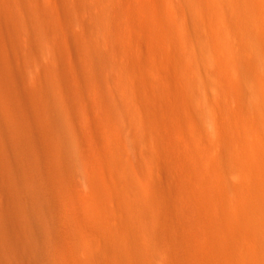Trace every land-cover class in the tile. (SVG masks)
I'll return each instance as SVG.
<instances>
[{
	"label": "rangeland",
	"instance_id": "1",
	"mask_svg": "<svg viewBox=\"0 0 264 264\" xmlns=\"http://www.w3.org/2000/svg\"><path fill=\"white\" fill-rule=\"evenodd\" d=\"M106 1L113 4V15L115 14V19L120 20V22L115 21V23L114 19L111 21L112 24L119 25L120 31L124 30L122 28L124 26L126 29L125 32L117 34L118 40L122 44V55L121 59H113L112 65L123 73L136 66L138 72L147 73L146 76L156 82L155 90L158 96L153 99L144 96L142 102L145 107L154 110L158 116L157 111L161 103L160 93L168 85L162 81L163 76L167 77L169 81L171 80L175 86H179V89L182 87V91L185 92L184 86L190 83H186L187 81L182 83L186 77H190L192 81H195L196 78L197 81L205 74L203 66L200 67L198 64L200 61L196 53L198 48L207 49V46L198 41L199 33L204 29V15L199 9L202 0ZM113 1L114 3H112ZM129 3L133 4L132 7ZM233 3L234 6L239 3V7L228 10V13L231 14L228 19L233 18L235 20L229 21L230 23L233 22L230 26L237 31L232 30L234 32H231L232 35H235H233L232 40L231 29H229L230 39L227 41L228 44L230 43L231 49L234 48L235 53L232 57L229 56L228 58L227 56V60H224L226 63L229 62L225 75L233 83V86L228 90L226 88L227 91H224V88L218 92H211L209 97L205 89L198 83L188 85L192 90L188 86L185 87L191 91L194 90L197 98H201L200 102H205L202 105L205 112L208 111L209 113L204 115L203 110V125L206 126L203 128H207L206 130L203 129L206 134L205 137L212 136L209 139L207 137L204 142L209 150L203 151L204 153L201 151L198 154V157L203 156L202 158L199 157L201 160H206V162L203 161L204 168L208 170L210 168L207 167L213 168L217 165L220 167V162L223 165L227 164L226 161L232 162L231 159L233 158L228 156L230 148L233 147L231 145L234 143L231 139L232 136L238 137L234 146L242 149L244 153L249 146L244 140L250 138L253 140V144H250L252 147L249 146L251 149L247 150L248 160L254 159L252 163H258L262 165V168L256 169H261L258 171V173L261 172V177L257 175L256 170L249 172L248 177H253L252 180H249L250 186H252L249 190L254 193L263 192L264 189L261 190V188H264V162L262 161L264 160V105L260 106L255 98L252 99L250 90L253 88L256 91H258L257 89L260 90V86L264 82L263 74H260L264 73V65L258 62L256 64L249 63L251 59L249 50L264 53V48H261L264 46L259 45L261 42H258V38L245 43L239 38L241 39L242 35L252 29L257 30L262 35L264 29L258 28L260 25L259 23L257 25L256 20L251 19L249 21L250 18L246 17L249 10L245 9V0ZM241 3L245 8L240 5ZM127 5H130L131 8ZM135 5L142 7L144 10L142 14L140 11L135 12ZM114 6L119 9H114ZM240 6L243 10H240ZM96 7L98 10L92 8L86 13L74 0H0V264H102L118 259L123 256L126 245H129L135 235L133 214L130 210V203L136 199L135 194L140 190L139 193H142L144 203L151 204L153 203L152 190L147 181L154 182L157 179L159 183L163 181V184L168 186L173 184L175 173L172 174L168 171V174L167 170L163 173L164 177L158 174L159 178H148V168L144 166L146 160L143 156V146L131 147L128 136L123 131L130 126L121 123L123 125L121 128L122 125L118 124L120 119L118 122L115 120V125L113 124L114 127L116 126L115 128L112 126L111 123L114 122L115 117L117 119V115L114 113L117 111L116 114L120 116L125 113L122 111L126 109V103L123 104L122 102L125 98L123 94H119L120 92L118 95H111L108 92L107 100H110L108 97L112 96L111 103L106 101L105 107L108 109L104 107L102 110H98L100 113L97 116L95 115L96 119L99 118L98 120L102 117L104 120L106 117L105 121L111 117L110 121L115 116L111 123L100 121L101 130H108V132L101 131V135L106 133L104 136L102 135L104 139L100 135L99 141L97 139L92 140V142L98 141L99 148L104 149L105 152L103 150L99 153V149L97 154L88 152L89 154L86 155L87 153H80L79 145L75 143L74 131L80 133L82 128L78 124L79 121L71 117L74 110V100L71 96V99H67V95L64 94L62 85L59 83V77L62 74L57 68L60 61L59 57L61 59L66 47H75L82 51L85 65L94 66L99 70L96 71V77L101 79L104 78V75L106 77L107 74L104 71H106L105 67L109 63L110 56L107 58L106 54L109 53L108 51L111 53V49L100 39L105 37L107 31L89 29L82 24L84 14L91 19H98L101 24L109 23L106 12L101 13L103 6L98 5ZM241 11L244 13H242L243 15L239 14ZM124 12L126 13L124 14ZM52 16L53 18H51ZM236 16L237 18H234ZM239 16H241V20ZM229 21L226 24V26L228 25L226 30L230 28ZM128 22L129 24L134 23V25L130 26L127 24ZM129 27L131 28V35L127 30ZM149 27L153 29L151 31L154 34L149 30ZM239 29L245 34L240 33ZM238 32L242 35H237ZM151 35L156 46L144 42H147V39L152 37ZM155 36L157 38H154ZM163 36L164 38L161 39ZM156 41L159 42L158 45ZM49 49L54 50L55 54H52L53 51L48 53ZM49 59H53V61L51 60V62ZM52 63H58V65ZM230 65H232L231 69H228ZM102 70L104 71L101 72ZM258 76L260 79L256 78ZM247 83L252 85L249 86L250 89L246 88ZM197 86L203 89H197ZM242 86L249 92L244 93L245 91L241 90ZM186 90L188 91V89ZM113 91L115 92L114 89ZM230 92L232 95L237 94L236 97L233 98ZM226 95L230 97L227 98ZM210 96L214 97V101ZM238 96L240 98H237ZM216 99H220L218 107L214 105ZM228 99H233V102H229ZM113 102H115L114 105L117 109L114 105L112 106ZM120 102L124 107L120 106L122 105ZM125 102H127L126 99ZM209 103L216 108H211ZM206 106H210V110L208 107L205 108ZM104 109L110 110L109 112L113 114L110 116V113ZM233 109L237 111L235 110L234 113ZM111 110L113 111L111 112ZM183 110L186 112L184 107ZM228 110H232L233 113L230 114L231 112L229 113ZM104 112L109 117L105 116ZM237 115L243 116L238 118ZM243 118L249 125H246V122H244L245 124L240 123ZM209 119L216 120L217 123ZM252 121L254 122L253 126ZM107 124L108 126H106ZM243 125L246 126L243 127ZM110 126L112 127L110 128ZM210 128L213 129V133ZM110 130L115 131L116 134L121 132V134H117L121 139L120 137L118 139V136ZM152 132L159 141L170 140V136L161 129H152ZM107 133L111 135H109V139L106 138L108 137ZM216 133L219 137L214 141L211 138L216 139ZM241 134H246L245 136L242 135L245 137L244 139L242 136L240 139L239 135ZM218 138L222 141L219 142ZM101 140L106 141L102 142ZM119 140L121 145H119ZM239 140H243L245 144ZM105 143L106 146H104ZM111 143L113 144L111 145ZM230 143L231 145H229ZM208 145L211 146V149ZM218 148L219 150H217ZM211 150L214 151L213 154ZM225 151L228 152L227 155H225ZM252 153L254 154L251 155ZM255 153L259 155L260 160L257 159ZM181 154V149L174 147L171 155L161 153L162 161L178 168L177 165L181 164ZM245 156L247 157V155ZM85 157H88L90 163ZM228 157L231 161L228 160ZM237 159L241 160L242 158L238 157ZM84 160L88 161L86 164H89V167H85L87 165H85ZM123 171H128V173ZM144 171L146 172L144 173ZM230 180V183L233 182V185L231 184L233 187L229 188L231 191L227 192L222 189L221 195H219L220 199L218 198V210L224 212V215L235 210V205L247 204L248 206L245 205V208H255L257 203L264 202L262 201L264 196L261 195L264 192L256 193V196L254 193L248 192V186H244L245 183L239 182L233 177ZM253 181L257 182L253 184ZM155 182L157 181L155 180ZM245 187H247L246 192H244ZM253 187H256V191H253ZM158 188L154 187L156 190ZM239 188L242 189L239 190ZM156 190L154 191L161 193L163 188L160 187L158 191ZM233 191L237 197L231 196L235 197L237 202L231 196L226 197ZM241 192H243L242 198L239 199ZM247 192L253 197L252 199ZM227 199L235 200L231 203L233 210L226 211L224 205H228L231 201L225 202ZM242 199L251 202H242ZM240 201L242 205H238ZM252 201L254 203L250 205ZM234 202L237 204H233ZM183 211L186 214L183 215L182 220L171 226L172 231L178 237L176 240L173 238L168 241L164 257L182 262L191 261L200 254V256L209 257L207 254L211 253L215 239L209 233L206 234L204 223L200 222V220L203 221L205 210L200 207H190ZM164 260L166 259L164 258Z\"/></svg>",
	"mask_w": 264,
	"mask_h": 264
},
{
	"label": "bare ground",
	"instance_id": "2",
	"mask_svg": "<svg viewBox=\"0 0 264 264\" xmlns=\"http://www.w3.org/2000/svg\"><path fill=\"white\" fill-rule=\"evenodd\" d=\"M74 1L77 3V5H79L81 10L86 12V13H88V11L92 8H95L96 10H98V8L96 7L98 5L103 6L101 13L103 11L106 12L107 18L109 19V23L105 22L104 24H101L98 21V19H91V18L87 17V15L84 14L82 17V24L85 27H89V29L94 28L96 30L107 31V33L105 32V37L101 38L100 40L102 43H104L106 46H108L111 49V53H110V51H108L110 54L109 53L106 54L107 58L110 55L109 59H108L109 63H107V67H105L106 71H104L105 69L101 71V72L104 71V73L107 74L106 77L104 75L103 79H101L100 77H96V71L97 72L99 71L96 67L94 68V66L91 67L90 65L84 64L82 51L80 49L75 48V47H73V48L66 47V50L63 52V54L61 56V59L58 56L60 61H59V66L57 69H59L61 74H62V76L59 77V83L62 85L64 94L67 95V99L68 98L71 99L70 96L73 98L74 110H73V113H71V117L74 118L75 120L79 121L78 124H80L81 128H82V129H80V133H78L77 131H74L75 134L73 136V137H75L74 138L75 143H77L79 145L80 153L84 152V153H87L86 155H88L90 152H95L97 154V151L99 149H100L99 153L104 150V149L101 150V148H99L100 145L98 142L100 139V135L102 133L101 131L104 130V129L101 130L102 127H101L100 123L103 121L105 123L107 121H109V119L111 117H109L108 114H105V113L106 112L110 113L109 112L110 110L107 111L104 109L106 111V112H104V115L105 116L107 115L109 117L108 120L106 119L107 121H105L106 117H104V120H103V117H102V119L98 120L99 118L96 119V116L100 113L98 110H102L105 107L106 101L110 102L112 99L111 98L112 96H111L110 98L108 97V99H110V100H107V93L110 92L111 95H113V94L118 95V93L120 92L119 94H123L124 98L127 100V102H125V99H124V101H122L123 104L126 103L125 104L126 105L125 111L121 110L122 113L123 112H125V113L124 114L120 113L122 115L118 116L119 114H116L118 112L115 110L116 112L114 111L115 112L114 115H117L118 120L113 115L115 117V119H114V117L112 118V120L114 119L113 120L114 122L111 123L112 120H110L107 123H111L113 126V124L115 123V120L118 122L120 119V122H118V124L122 123L123 125L126 124L127 126H130L128 129L123 130V131H125L124 133L127 134L129 145L131 147L137 148L140 145L143 146V156L146 160L144 166L148 168V170H147L148 178H152V179L159 178L158 174L161 177H164L163 173L165 170H167V173H168V171H169V173H172V174L175 173L173 184H171L170 186L163 184V181H160V183H159V181L157 179H155L157 182H155V180H154V182L147 181V183L149 182L148 183L149 187L152 190L151 198H152L153 203H151V204H145L144 203V197H143L141 192L139 193L140 190L137 193L135 192L136 193L135 194L136 199L130 203V210H131V213L133 214V226H134L135 235H134L133 239L129 242V245H126L125 251H124V254L122 257H119L118 259H113L107 263H102V264H264V210H263L264 209V202L257 203L258 204L257 206H256V204H254L256 206L255 208H253V207L245 208V205H247V204H245V205L243 204L244 205L243 206L242 202H244L245 199H244V201L242 199V202L241 201L238 202L239 203L238 205H242V206L235 205V207L237 206V209L233 206L235 209V210H233L231 203H232V201H235L233 199H236L235 197H237L236 193H234V191H233L234 194L232 193V194L226 195L227 198L231 195L235 196V197L231 196L233 199H229V200H231L229 202L230 206H228L229 204L227 205L225 203V202L229 201L228 199L224 202L226 204V205H224L226 207V211H229L230 209H232L233 211L226 213L227 215H224L223 214L224 212L219 211L218 206H217L218 200L220 199L219 195H221L222 189H225V191L229 192L231 187H233L232 186L233 182L230 183L231 177H233V179L235 178L236 180L238 179L239 182L245 183V185L244 184H242V185L248 186V190H249V188L252 187V186H250L249 180L250 179L252 180L253 177L252 178L248 177L250 175L249 172H251V170L254 171L257 168H262V165H259L258 163H255V162L252 163V161L254 159L252 161H249L251 159L248 160L249 157H248L247 152L251 149L250 147H252L251 145L253 144V140L250 138L249 139L247 138L244 140L250 146L249 147L248 145H246V146H248L247 147L248 151L246 150V152L244 153L242 149H240L237 146H234L235 141L238 140V137L232 136L231 139L234 143L231 142L233 144L232 145H231V143L229 144L233 147L230 148L231 149L230 154L228 155L229 157L231 156V158H233V159H231L232 162L226 161L227 164H225V165H223V163L221 164V162H220V165L221 166L223 165L222 167L221 166L218 167V165H217L213 168L207 167L210 169L206 170L204 168V163H203L204 160L200 159L203 156L201 157V155H200L199 156L200 158H199L198 154H199V152L201 153V151L206 152L207 150H209L206 147V144L204 143L205 140H207L206 138L208 137V136L205 137L206 134L204 131L207 128L206 129L203 128V127H206L205 125H203L204 115H206L208 113V111L205 112L204 106H202V105H204L205 102L203 101L204 103L203 102L201 103L200 102L201 98H197V96H196L197 94H195L194 90L191 91L192 88H190L188 86L190 83H191V85H193V84L196 85L197 83H198V85L200 84V86H202L205 89V92H206L208 97H209V94L211 92H218V91H220V89H224V88H225L224 91H227L229 88H231L233 86V83L230 80H228L227 76L225 75L226 74L225 71H226V68H227L229 62L226 63V61H224V60L227 58V56H228V58H229V56L232 57L233 54L235 53V51H233L234 48L231 49V47L229 46L230 43L228 44V41H227L230 39V35H228L229 29H231V31H230L231 35L235 31H237V30H233V27L230 26L233 23V22L230 23V21L233 18L231 20L228 19L231 16V14L228 13V10L230 8H231V10H232V8H235V7L237 8L239 3H237V5L234 6L233 2L239 1V0H202V3L200 4L199 9H200V12L202 13V15H204V19H203L204 29H202L200 31L198 41L200 44L207 46V49L206 48H198L196 50V53H197V56H198L199 61H200L198 64L200 65V67L203 66L205 74L202 75L200 80L197 79V81H196V78H195L196 82L192 81V79H190V77H188L189 79L186 77V79H184V81L182 83H185V81H187L186 83L190 82V83H188V85H185V86H188L191 90H189V88L184 86L185 92L182 91L183 90L182 87H181V89H179L180 88L179 86H178L179 87L178 88L177 86H175V84L171 80L169 81V79L167 77L163 76L162 81L168 85L164 89V91L160 93L161 103L159 104V110L157 111L159 113L158 116L156 115L154 110L145 107L143 102H142L144 96H146L148 99H153V98L158 96V94L155 90L156 82L153 80H150L146 76L147 73L140 72V71L138 72V69L136 68V66L134 68H132L131 70H129L128 72L123 73L121 71H118L112 65L111 61L115 58L117 60L121 59V55H122V53H121L122 52V44L119 42L117 34L119 32L123 33V31L125 32V30H126L124 28L125 27L124 25H122V26H124V27H122L124 30L120 31L121 29L120 30L118 29L119 25L117 26L116 24H112L113 22H111V21L115 19V16H114L115 14L113 15V11H112L113 4H111V2L106 1V0H74ZM245 1H246V8H245V6H243L245 4V2L243 3V5H242V3L240 5H242L245 9H247V11L249 10V12H250L249 13L246 11L248 13V14H246V17L250 18L249 21L251 19L256 20L257 25H258V23L260 25V26H258V28L263 30L264 29V0H245ZM112 3H114V1ZM118 3H117V5H118ZM129 4L132 7L133 4H131V3H129ZM131 7H129V8H131ZM115 8L116 7L114 6V9ZM135 9H136L135 12L140 11L141 14L144 11V10H142V7L137 6V5H135ZM240 10H243V9H241V6H240ZM125 13L126 12H124V14ZM242 13L243 12L241 11V13H239V14L241 15ZM237 16L234 18H237ZM169 17H170V15H169ZM240 17L241 16H239V18ZM51 18H53V16ZM126 18H127V16H126ZM170 18H172V17H170ZM123 19H124V17H123ZM123 19H121V20H123ZM241 19L242 18H240V20ZM243 20H246V19H243ZM115 21L120 22L119 19H115L114 22ZM228 21H229L230 28H228V30H226V28L228 27V25L226 26ZM237 21H238V19L236 20V22ZM127 24L130 26L134 25V23L129 24V22ZM221 25H222V27H221ZM257 25L255 24V26H257ZM224 26H226V27H224ZM129 28L127 30H129L128 33H129V35H131V32H130L131 28L130 29ZM145 28H147V27L145 26ZM170 29H169V31H170ZM145 30H147V29H145ZM149 30L151 31L153 29H151V27H149ZM232 30L234 32H232ZM240 30L241 29H239L238 31L240 33H242L243 31L241 32ZM151 32H153V31H151ZM239 32L237 33V35L240 34ZM128 33H126V34L128 35ZM243 33L245 34V32H243ZM153 34H154V32H153ZM156 34H158V33H156ZM233 35L231 37L232 40H233ZM241 35L242 34H240V36ZM159 36H160V34H159ZM164 36L161 39H163ZM168 37H170V36H168ZM154 38H157V36H155ZM257 38L260 40V41L258 40V42L262 43V44L259 43V45L264 46V40H263L264 34L261 35L255 29H252L248 33H246L245 35H242V38L241 39L239 38V40H242L243 43H245V42H251L250 40H252V39L257 40ZM170 39L172 40V37ZM153 40L154 39L152 36L151 38L147 39V42L146 41H144V42L146 44H151L152 46H156L155 40L154 41ZM166 40H165V42H166ZM171 40H169V42ZM161 41H163V40H161ZM148 42H150V43H148ZM159 42H157L156 44L158 45ZM153 43H154V45H153ZM163 43H164V41H163ZM167 43H168V41H167ZM248 44H250V43H248ZM245 45H247V44H245ZM261 48H264V47H261ZM50 51L51 50L49 49L48 53ZM52 51H53L52 54H55L54 50H52ZM236 51H238V50H236ZM249 54L251 56L249 63L256 64L258 62V63H261V65H264V53H262L261 51L255 52L254 50H249ZM56 56H57V54H56ZM56 56H54L55 59H57ZM49 57H50V55L48 56V58ZM110 57H111V59H110ZM51 60L53 61V59H51ZM51 60L49 59V61H51ZM52 64L58 65V63H56V64L52 63ZM54 65H53V67H54ZM231 66L232 65H230L228 69H231ZM99 69H101V68H99ZM135 69H137V70H135ZM263 69H264V67H263ZM263 72H264V70H263ZM260 74L261 75L263 74V80H264V73H260ZM256 76H257V74H256ZM256 78L260 79V76H258ZM261 78H262V76H261ZM260 81L262 82V79ZM248 84L249 83H247L246 88L248 87L250 89V87L252 85L251 84L248 85ZM262 86H264V82H262ZM262 86H260L261 87L260 90L257 89L258 91H256V89H254V88L250 90L251 95H252V99L255 98V101L258 102V104H260V106L264 105V87H262ZM194 87L196 88V86H194ZM199 87L197 86V89H203L202 87H200V88ZM226 88H227V90H226ZM257 88H258V86H257ZM113 89L115 90V92L113 91ZM186 89H188V91ZM241 90H244L245 91L244 93L249 92L248 89H246V90L243 89V86H242ZM228 93H229V91H228ZM230 94H231V92H230ZM238 94H240V93H238ZM227 95H229V94H227ZM233 95H235V96H233ZM233 95H232V97L234 98V97H236L237 94H233ZM119 97L121 98V95ZM229 97L230 96H227V98H229ZM241 97H242V95H241ZM211 98L214 101V97L212 96ZM237 98H240V97L238 96ZM228 100H230L229 102H233V99H228ZM216 101L214 102V105L218 107L220 104V99H218V100L216 99ZM114 103L115 102H113L112 106L114 105ZM118 103H119V101H118ZM123 104L120 106L122 107ZM206 104H207V102H206ZM209 105L211 106L212 104L209 103ZM108 106H111V105H108ZM114 106H115V109H117L116 105H114ZM210 106H206L205 108H207V107L209 108ZM183 107L186 109V112L183 110ZM212 107L213 106H211V108ZM213 108L215 109L216 107H213ZM106 109H108V108H106ZM109 109H111V108H109ZM203 110L205 112L204 115H203ZM209 110H210V108H209ZM220 110H222V109H220ZM235 110L233 109L234 113H235ZM112 111L113 110H111V112ZM223 111H224V109H223ZM228 111L230 113L232 110L231 111L228 110ZM213 112L216 113L215 111H213ZM210 113H211V111H210ZM232 113L233 112H231L230 114H232ZM101 114L103 115V113H101ZM112 114L110 113V116ZM211 114H213V113H211ZM236 114H237V112H236ZM214 115H216V114H214ZM238 116L239 115H237V117ZM241 117L239 116L238 118H241ZM237 119H236V121H237ZM244 119L245 118H243L242 121L240 120L241 121L240 123L243 122L242 124H245L244 122H246V120L244 121ZM209 120L213 121V119H209ZM207 121H208V119H207ZM211 121H210V123H211ZM213 122H216V120ZM251 123L253 126L254 122L252 121ZM204 124H205V122H204ZM123 125L121 126V128L123 127ZM246 125H249V124H247V122H246ZM246 125H243V127ZM103 126H104V124H103ZM106 126H108V124ZM112 126H110V128ZM212 128H210V130L213 133L214 131ZM152 129L153 130H159V129L163 130V132L165 134L167 133L170 136V140L165 141V142L159 141L158 138L156 136H154ZM214 130L217 132L216 129H214ZM105 131L106 130H104L103 132H105ZM110 131H112V130H110ZM106 132H108V130ZM113 133L116 134L115 131ZM208 133H210V132H208ZM104 134H106V133H104ZM104 134H102V135L104 136ZM117 134H121V132H119ZM109 135L110 134H108V137H106L107 139H109ZM242 135H244V134L239 135L240 139H241ZM117 136L119 139L120 136L119 135H117ZM215 136H216V139L211 138L214 141L217 140V137H219V136H217V133ZM244 136H242L243 139L245 138ZM209 137H212V136L209 135ZM209 137H208V139H209ZM112 138H110V139H112ZM93 139H97L98 141L92 142ZM103 139H104V137H103ZM120 139H121V137H120ZM101 141L104 142L106 140H104V141L101 140ZM221 141L222 140H220L219 142H221ZM244 141L242 140L240 142L244 143ZM109 142H111V140H109ZM117 142H118V140H117ZM208 142H209V140H208ZM211 142H212V140H211ZM106 143L104 146L107 145ZM113 143H111V145ZM115 143H116V141H115ZM236 143H239V142H236ZM119 145H121L120 140H119ZM217 146H218V144H217ZM174 147H178L182 151V154L180 157L181 164L177 165L178 168H175L176 166L173 167L172 165H168L166 163H163L162 157H161V153H167L168 155H171V151ZM208 147H209V145H208ZM214 147H215V145H214ZM222 148L224 149V147H222ZM241 148H243V147H241ZM217 150H219V148ZM220 150H221V148H220ZM211 151H212L211 153L213 154L214 151L213 150H211ZM104 152H105V150H104ZM216 152H218V151H216ZM203 153H202V155H203ZM225 153H224L225 155L228 154V152H226V151H225ZM209 154H210V152H209ZM212 154H210V155H212ZM224 154H222V155H224ZM253 154L254 153H252L251 155H253ZM98 155L100 156V154H98ZM103 155H104V153H103ZM245 155H247V157ZM255 155H256V153H255ZM89 156H91V155H89ZM224 156H222V157H224ZM256 156H257V159L260 160L258 158L259 155L257 154ZM238 157L242 158L243 160L242 159L238 160L237 159ZM245 157L247 158V160ZM91 158H92V156H91ZM218 158H219V155H218ZM87 160L90 163V160L89 159H87ZM211 160L213 161V159H211ZM214 160H217V159H214ZM220 160H221V158H220ZM228 160H230V158ZM88 161L84 160L85 165H87L86 162H88ZM262 161L264 162V160H262ZM204 162H206V160ZM213 162H215V161H213ZM88 165L85 167H89ZM256 171L258 173V171H261V169L256 170ZM123 172L128 173V171H123ZM145 172L146 171H144V173ZM146 175H147V173H146ZM257 175H259V177H261V172L258 173ZM257 177L258 176H256V178ZM260 179L262 180V178H260ZM260 179H258V180H260ZM261 180H260V182H261ZM257 181H253V184ZM164 182H165V180H164ZM256 184H259V183H256ZM131 187H132V185H131ZM154 187H159V188L161 187V188H163V190L161 193H159L160 192V191H158L159 188H158V190H156V189H154ZM256 187H253V191H256L255 190ZM240 189H242V188H239V190ZM244 189H243L244 192H246L247 187H245ZM263 189L264 188H261V190H263ZM135 190H137V189H135ZM154 190H156L158 192H155ZM232 190H235V189H232ZM248 192H250L251 194L254 193V192H252V190H249ZM248 192H247V194H248ZM260 192L263 193L264 191L263 192L257 191L254 194L255 195H256V193L261 194ZM242 193L243 192L240 193V196ZM223 194L225 195V193H223ZM224 195H223V198L225 199ZM248 195L251 197L250 194H248ZM255 195H254V197L256 198L257 195L256 196ZM261 195L264 196V194H261ZM261 195H259V196L262 197ZM240 196H239V199L242 198V196L241 197ZM221 198H222V196H221ZM252 198L253 197H251V199ZM262 199H263L262 201H264V198H262ZM253 200H255V199H253ZM256 200H257V198H256ZM256 200H255V202H256ZM222 201H224V200H222ZM248 201H250V200H248ZM248 201L246 200L245 202L247 203ZM236 202H237V199H236ZM253 203L254 202L252 201V203H250V205ZM233 204H237V203L234 202ZM227 206H228V210H227ZM190 207H195V208L200 207V208H203L205 210V213L203 214V221L200 220V222L204 223L203 226L207 232V233L206 232L205 233L206 234L209 233L215 239V241L213 242L214 247H212L211 253L207 254L209 257L200 256L201 255L200 254V255H196L197 258H195L191 261H184V262L178 261L175 259L173 260L171 258H166V257H164V255H165L164 252L167 251L166 246L168 245V241H171L173 238H174V240H176L178 237V235L174 231H172L171 226H174L175 224H177V222L181 221L182 218L184 217L183 215L186 214V212L183 210H186ZM222 210H223V208H222ZM219 243H220V245H219ZM223 244H224V246H222ZM164 258L166 260H164Z\"/></svg>",
	"mask_w": 264,
	"mask_h": 264
}]
</instances>
